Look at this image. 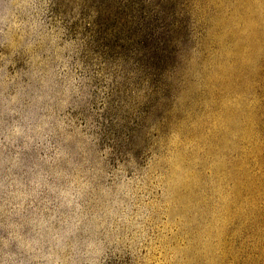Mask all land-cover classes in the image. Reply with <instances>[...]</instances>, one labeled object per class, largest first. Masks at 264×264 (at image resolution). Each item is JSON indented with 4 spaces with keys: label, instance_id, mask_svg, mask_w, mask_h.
I'll return each mask as SVG.
<instances>
[{
    "label": "rangeland",
    "instance_id": "rangeland-1",
    "mask_svg": "<svg viewBox=\"0 0 264 264\" xmlns=\"http://www.w3.org/2000/svg\"><path fill=\"white\" fill-rule=\"evenodd\" d=\"M0 264H264V0H0Z\"/></svg>",
    "mask_w": 264,
    "mask_h": 264
},
{
    "label": "bare ground",
    "instance_id": "bare-ground-1",
    "mask_svg": "<svg viewBox=\"0 0 264 264\" xmlns=\"http://www.w3.org/2000/svg\"><path fill=\"white\" fill-rule=\"evenodd\" d=\"M253 7V6H252ZM258 21V20H257ZM260 22V21H259ZM243 32H240V30L239 31H236V32H234V31H232V32H234V35L235 36H237V38H239V43H238V49L241 51H243V47L244 46H254L255 47V38L258 36V34H259V31L257 30V28H256V25H254V23H252L251 21H247V20H245L244 21V23H243ZM241 28V29H242ZM231 35H232V33H231ZM235 36H234V38H235ZM251 48H253V47H251ZM245 50H246V48H245ZM247 51V50H246ZM245 51V52H246ZM247 53V52H246ZM235 55V54H234ZM233 55V56H234ZM242 59H244V58H242ZM247 59H248V57H247ZM246 59V60H247ZM240 60V59H239ZM245 60V61H246ZM237 63H239V62H237ZM238 65V64H237ZM240 65H244V60L243 61H241V63H240ZM239 65V66H240ZM246 65V64H245ZM237 72V71H236ZM235 71H231V73H236Z\"/></svg>",
    "mask_w": 264,
    "mask_h": 264
}]
</instances>
